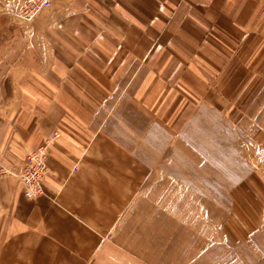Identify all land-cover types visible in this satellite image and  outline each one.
Masks as SVG:
<instances>
[{"label": "crops", "instance_id": "0c3cea01", "mask_svg": "<svg viewBox=\"0 0 264 264\" xmlns=\"http://www.w3.org/2000/svg\"><path fill=\"white\" fill-rule=\"evenodd\" d=\"M263 103L264 0H52L30 23L4 5L0 264H169L170 123Z\"/></svg>", "mask_w": 264, "mask_h": 264}, {"label": "rangeland", "instance_id": "374dc122", "mask_svg": "<svg viewBox=\"0 0 264 264\" xmlns=\"http://www.w3.org/2000/svg\"><path fill=\"white\" fill-rule=\"evenodd\" d=\"M223 115L170 123L169 264H264V103Z\"/></svg>", "mask_w": 264, "mask_h": 264}, {"label": "built area", "instance_id": "2783aa9c", "mask_svg": "<svg viewBox=\"0 0 264 264\" xmlns=\"http://www.w3.org/2000/svg\"><path fill=\"white\" fill-rule=\"evenodd\" d=\"M51 3L52 0H24L15 10L14 16L21 22L30 23L39 13L48 9ZM58 137L59 133H53L50 138L46 139L44 144L26 154L24 167L19 174L25 198L33 199L45 195L43 179L47 174L48 146ZM9 174V170L0 163V180Z\"/></svg>", "mask_w": 264, "mask_h": 264}]
</instances>
